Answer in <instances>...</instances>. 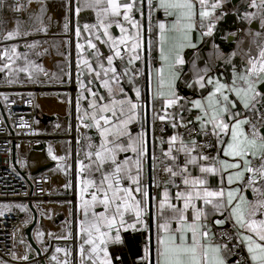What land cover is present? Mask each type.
Returning a JSON list of instances; mask_svg holds the SVG:
<instances>
[{"label": "snow or ice", "instance_id": "snow-or-ice-1", "mask_svg": "<svg viewBox=\"0 0 264 264\" xmlns=\"http://www.w3.org/2000/svg\"><path fill=\"white\" fill-rule=\"evenodd\" d=\"M222 2L223 0H212L211 3L209 0H155L154 5L153 0H147L149 36L153 10H162L166 17H174L170 27L164 22L157 25L159 58L162 63L159 69H155L158 81L152 100H162L164 112L160 114L154 110L153 131L157 119L161 122L170 120L173 129L193 125L188 129L190 139L187 142L179 133L174 132L168 137V148L165 150V140L163 137L159 138L160 152L171 163L164 164L166 179L158 201L150 193V188L160 187L156 175L159 167V157L155 154L157 138L153 136L152 175L151 183H148L146 121L139 131L131 127L133 123H141V91L136 80L144 75V70L143 67L136 68L135 65L137 62L143 65L146 59L149 62L152 59V41L148 40L145 57L142 24L134 18V12H140L143 17V0L139 8L136 0H128L123 4L118 0H106V5L105 0H92L87 5L96 14L95 24L83 25L89 36L87 48L92 50L96 66L93 67L89 59L81 58L84 45L79 42L81 30L77 26V129L84 127L94 130L99 137V143L93 144L91 137H86L89 140L84 153L88 161L86 165L79 159V151L77 153L76 195L80 201L77 207L82 209L84 215V220L78 221L77 235L84 234L86 238L83 244L89 246L87 256L83 255V245L80 252L82 259L90 260L91 264H116L119 258L110 255L109 246L121 243L122 230L126 232L128 229H147L149 226L145 217L149 209L156 210L152 213L156 221L155 264H264V115L259 116L257 122H252L246 115L253 110L259 111L256 106L264 101V42L257 45L258 55L249 57L246 66L237 71L236 66L232 65L230 84L208 75L211 69L207 65L198 69L196 61L193 60L192 70L197 75L187 86L200 89L211 86L207 96L191 101L189 111L197 110L195 124L192 120L184 123L182 105L179 120L176 114L170 115L167 111L177 106L182 99L177 93V81L181 78V66L186 63L184 50L197 48V44L193 43L192 33L198 32L199 40L213 34L215 20H209L206 30L204 22L213 16L216 9L221 8ZM32 3L39 5V11L30 13L29 20L34 18L39 21L46 11L43 0H27V4L18 3L12 10H27ZM4 4L5 0H0V8ZM248 7L259 11H245L237 18L250 25L258 18L259 30L253 36H264V0H259V3L257 0H250ZM80 11L77 7V14ZM197 14L200 19L199 29L196 26ZM222 15L223 12L215 19L218 20ZM21 24L17 20L16 27L8 31L3 39L13 40L21 35L32 34L29 30L21 32ZM113 25L119 30V36L110 31ZM64 28L67 30V23ZM36 30L47 31L43 26ZM169 32L176 33V37L166 50V34ZM93 37L108 49L107 54L101 52L93 42ZM253 43H256L255 39ZM26 47L34 49L38 47V42L27 44ZM213 47L217 48L218 58H222L218 47ZM235 54L231 53L224 63L231 64ZM27 55L24 53L23 66H14L20 54L17 53V46L11 45L10 49L6 48L0 54V60H6L0 65V71H6L8 76L24 73L32 81L34 72L44 70L29 60ZM36 55L43 53L37 52ZM117 60L120 61L119 65L116 64ZM82 65L89 76L94 74L100 81V87L104 89L106 96L89 87L93 83L91 79L87 83L81 79L84 74L81 71ZM148 67L151 69L150 63ZM201 72L203 75L199 74ZM125 80L131 85L135 100L126 91ZM7 82L11 84L13 80L8 79ZM148 87L151 90L150 72ZM82 100L87 101V108L81 115ZM245 125L248 127L245 128ZM20 126L25 125L21 123ZM164 130L162 127L161 131ZM193 132L195 136L192 135ZM197 136L204 139L198 140ZM77 143L79 144V139ZM128 153L131 155H127ZM121 154H125L123 158ZM48 155L52 160L58 161L57 168L67 171V165L59 163L66 160L65 156L54 155L51 148L48 149ZM179 155L184 157L182 163ZM255 160L259 161L258 165L253 164ZM85 168L90 174L98 173L99 178H83L81 172ZM192 169H198L199 174L193 175ZM210 177H218L216 188L209 187ZM70 186L71 182L65 185L66 188ZM172 188L176 189L174 196ZM249 189L252 199L245 195ZM17 207L21 211L25 210L23 205ZM97 207L102 208V211L97 212ZM226 223H231L234 232L226 228L214 231L213 225L223 226ZM35 235L39 241L44 233L38 231ZM48 235L52 236V233ZM60 238L71 239V232ZM233 239L235 243H231ZM241 249L246 251V256ZM55 251H63L68 255L66 249L57 247ZM149 253V246L145 245L141 260L152 264ZM21 258L27 260L28 256ZM52 259L55 260L56 257L53 256ZM64 264H68V261Z\"/></svg>", "mask_w": 264, "mask_h": 264}, {"label": "crops", "instance_id": "crops-1", "mask_svg": "<svg viewBox=\"0 0 264 264\" xmlns=\"http://www.w3.org/2000/svg\"><path fill=\"white\" fill-rule=\"evenodd\" d=\"M46 11L41 17V20L37 21L34 18L29 20V14L39 11V5L32 3L28 5L27 10L21 9L19 15L15 20L5 21L0 8V36L3 37L8 31L13 30L16 27L17 20L21 21V32L29 30L32 34L33 41L28 43H19L13 44L17 46V53L20 54V58L15 61L14 66H23L24 64V53H27V58L33 61L35 64L40 65L43 68V72H34V79L29 81L26 74L19 73L13 76H8L6 71H0V83L4 85H30L32 83L42 84L46 90L36 96V114L38 120V128L40 131L45 129H55L59 132H68L70 131L72 119H77V96L79 93V88L77 85V49L76 44L78 39L75 35L77 26L80 27L81 37L79 42L84 45L82 50V59H89L92 66H96V60L92 58V50L87 48V41L89 39L88 33L84 31L83 25L95 24L96 23V14L91 7L87 5L92 2V0H43ZM120 3H127L128 0H118ZM211 3L212 0H209ZM250 0H223L221 8L216 9L212 17L206 20L205 29L209 20H215V27L213 34L211 36H205L202 40L198 38V32L192 33L193 43L197 44L196 49L187 48L184 50V59L186 63L181 66V78L177 81V93L182 97L178 102L177 106L168 109L170 115L176 114L177 119L181 115V105L182 116L184 123L187 124L189 120L193 121L195 124L194 117L197 114L196 109L191 108V101L194 99H201L202 96H207V93L211 91V86H208L205 89H200L197 87L190 88L187 86L188 83H191L197 75V73L192 70V62L196 61V66L198 69H203L205 65L211 71L208 75L212 76L214 79L219 78L221 82L231 83L232 79V65L236 66L237 71H239L243 66L247 65V60L249 57H255L258 55L257 45L261 42H264V36L254 37L253 33L256 30H259V19L252 21L250 25L247 21L243 19H238V15L244 13L245 11L249 12H258V9H251L248 7ZM259 3V0H257ZM27 4V2L25 3ZM155 5V0H153ZM106 5V0H105ZM136 5L139 8L141 6V0H136ZM79 7L81 11L77 14L76 9ZM223 12L224 15L220 16L216 20V16H219ZM134 18L141 21L143 29V43L145 47V57L147 56V45L148 40L152 41L151 56L152 59L147 61L145 60L142 65L141 62H137L135 67H143L144 75L139 77L136 80V84L139 86L141 91V108L140 116L141 123H133L131 125L136 131H139L141 125L146 121L147 128V140H148V149H149V160L147 162V182L151 183V153L153 151V136L155 135V130L153 131V113L159 112L163 114L164 109L162 105V100L153 101L152 97L155 95L157 90V81L158 74L155 69H159L161 66L160 52H159V28L158 23L164 22L169 25L171 24L174 17H166L162 10L152 11L151 15V35L149 36V8L147 0H143V17H141L140 12H134ZM67 23L68 28L65 30L64 25ZM41 26L47 29L46 32H40L36 29ZM196 26L199 29L200 19L197 14L196 17ZM238 29H241L239 32ZM249 29L252 31L249 32ZM110 31L115 36H119V30L113 25ZM102 35V32L100 33ZM167 35V43L165 48L174 42L176 33L169 32ZM28 36H19V37H28ZM17 37V38H19ZM253 39L256 40V43H253ZM33 42H38V47L34 49L27 48V44ZM93 42L97 44L101 52L107 54L108 49L100 44L99 41L95 40L93 37ZM213 45L218 47L219 53L222 58L217 56V48H214ZM0 49V54L4 52L6 48ZM41 52L43 55L37 56L36 53ZM235 52L236 54L232 56L231 64H225L224 60L227 57ZM6 60H0V65L5 63ZM151 64V69H149L148 64ZM116 64L119 65L120 61L117 60ZM81 71L84 73L81 79L87 83L89 79L93 81L89 87H92L93 90L100 92L101 94L107 95L103 88L100 87V81H98L95 75L89 76L86 69L83 65L81 66ZM149 72L151 73V90H149ZM47 73V75H45ZM203 75V73H199ZM75 78V83L77 86L78 93L76 94L75 100L72 101L70 95L66 92L65 86ZM8 79H12L13 83L9 84ZM63 81V82H61ZM124 87L128 92L129 96L135 100V93L131 90V85L127 83V80L124 81ZM87 95V93H85ZM91 97H89L90 99ZM186 98V99H185ZM74 102V105L72 104ZM264 104V101L257 104L256 108ZM81 115L83 110L87 108V101H81ZM241 111H243L241 109ZM255 110L247 112L246 115L249 117ZM86 123L90 121H85ZM155 123H167L169 125V131L164 137L165 143L163 148L166 150L168 144L166 143L169 136L174 132L179 133L182 136L183 128L173 129L171 127V122L165 121L161 122L158 119L155 120ZM198 126V125H196ZM248 126L245 125V128ZM86 133L83 137V140H79V144L72 148L69 142L67 141H54L46 144H37L29 152L26 159H22L18 156V151L16 146L12 148L11 155L9 156V161H11L15 167L22 169L23 167L28 169L29 164L36 165L37 163H48L49 168L42 171L41 173H47L51 178V190L55 196V200L51 203L44 205L34 206V213L29 208L28 203H15L12 206H6L8 209L4 210V213L15 216L19 218L25 225V235L26 239L22 242L17 243L14 249V255L18 258L27 255L28 247H32L36 253L44 254L49 251V256L40 264H64L65 261H68V264H91L90 260L82 259L80 252V247L83 245L85 251L84 256L88 254V245L83 244L86 236L84 234L77 235L78 231V221L84 220V215L82 209H78L77 205L80 203L76 195V183H77V160L76 156L79 151V156L82 157L81 161L86 165L88 163L85 158V151H87V145L89 140L86 137H91V142L98 145L99 137L97 133L92 129H86ZM155 141V154L159 159H162L165 163L170 164L171 161H167L166 158L160 152L161 144L159 138L156 137ZM183 138V137H182ZM184 139V138H183ZM185 140V139H184ZM186 142L188 140H185ZM51 148L52 152L56 156H65L66 160L59 162L61 164L67 165V171H61L57 168L58 161L52 160L48 155V149ZM95 150L94 148L92 149ZM125 154H121L123 158ZM127 155H131L128 153ZM215 155V153H213ZM184 157L179 155V161L182 163ZM253 162H259L255 160ZM29 171V170H28ZM30 173V171H29ZM31 174V173H30ZM193 175H198V169H192ZM83 178L98 179V173H89L87 168L81 172ZM71 182L70 187H65L66 184ZM127 185V181L124 182ZM219 179L218 177L209 178V187L216 188L218 186ZM225 186L227 184L225 182ZM235 187V185H233ZM163 190V187L159 188H150L151 195L155 196L157 201L160 198V192ZM175 188L171 189L172 195L175 194ZM245 195L252 199L251 190H247ZM87 198V197H86ZM175 202V201H173ZM17 205H23L25 207L24 211H21ZM97 212L102 211V208L97 207L95 209ZM155 209H149L148 215L145 217L148 228L133 231L128 229L126 232L122 230L121 236L122 241L118 245H110V255L118 257L116 264H147L146 261H142L141 258L144 256L145 245L149 246L150 249V259L152 264H155V245H156V221L153 219L152 213L155 212ZM168 213L166 212L165 215ZM190 215V213H189ZM131 218V217H130ZM25 221H28L25 224ZM217 226V225H213ZM225 226H228L232 229L231 223H226ZM26 230L29 232V237L26 234ZM43 232V237L38 241L36 239V232ZM71 232V239H62L63 237ZM232 231H234L232 229ZM52 233V236L48 234ZM59 247L61 249H66L68 255L62 251L57 253L55 249ZM247 255L246 251H244ZM55 256L56 259L53 260L52 257Z\"/></svg>", "mask_w": 264, "mask_h": 264}, {"label": "built area", "instance_id": "built-area-1", "mask_svg": "<svg viewBox=\"0 0 264 264\" xmlns=\"http://www.w3.org/2000/svg\"><path fill=\"white\" fill-rule=\"evenodd\" d=\"M27 0H5L4 7L1 8V14L5 21L15 20L19 12L13 11V6L25 4ZM240 32L241 29H238ZM32 36L19 37L13 40H4L0 36V49L9 47L13 44L28 43L33 41ZM46 88L40 83L30 85H4L0 83V264H40L48 256L49 251L44 254H38L32 247H28V259L24 260L14 255V249L17 243L26 239L25 225L17 217L4 213L6 206H12L15 203H28L44 205L53 202L56 198L51 190V178L47 173L31 175L27 168L18 169L9 161L12 148L16 146L18 156L26 159L29 152L37 144H46L54 141H67L72 148L77 145V140H83L86 128L77 129V121L72 119L70 131L59 132L53 128L40 131L36 114V96L43 93ZM66 92L70 95L72 101L75 100L78 93L75 78L65 86ZM7 97V99H5ZM74 105V102L72 103ZM249 119L257 122L258 117L264 115V104L257 108ZM21 123L25 126L21 127ZM259 126V124H258ZM164 131H161V128ZM182 129V137L189 140L188 129ZM198 128V126H196ZM169 131L167 123H155L156 137H165ZM195 136V132L192 133ZM203 140V137H196ZM213 153H215L213 151ZM76 160L78 156L75 157ZM81 160L82 157L79 156ZM159 167L156 175L160 181V187H164L166 176L163 172L165 162L162 159L157 161ZM258 165L259 162H253ZM226 228L232 231L228 226H214L218 230ZM234 232V231H233ZM231 243H235V239ZM240 251L246 256L243 249ZM15 256V258H13Z\"/></svg>", "mask_w": 264, "mask_h": 264}, {"label": "water", "instance_id": "water-1", "mask_svg": "<svg viewBox=\"0 0 264 264\" xmlns=\"http://www.w3.org/2000/svg\"><path fill=\"white\" fill-rule=\"evenodd\" d=\"M49 167H50V165L48 166V163H37L36 165H32V166H31V164H29L28 170L30 171L31 175H37V174H40L42 171L46 170ZM35 205L36 206H39V204H35ZM29 208L34 213V206H33V204H29ZM26 234L29 237L28 230H26Z\"/></svg>", "mask_w": 264, "mask_h": 264}]
</instances>
